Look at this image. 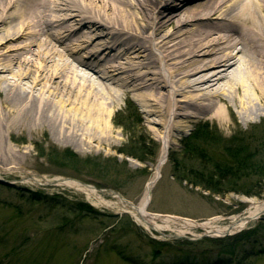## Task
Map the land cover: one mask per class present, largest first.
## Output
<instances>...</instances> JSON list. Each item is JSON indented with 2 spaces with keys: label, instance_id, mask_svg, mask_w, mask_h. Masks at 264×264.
<instances>
[{
  "label": "bare ground",
  "instance_id": "6f19581e",
  "mask_svg": "<svg viewBox=\"0 0 264 264\" xmlns=\"http://www.w3.org/2000/svg\"><path fill=\"white\" fill-rule=\"evenodd\" d=\"M194 1L0 0V172L31 155L10 144L26 134L48 131L82 153L118 151L110 121L129 101L146 134L164 142L141 200L73 179L56 185L159 239L165 231L232 236L263 218L264 200L225 226L149 212L174 134L202 121L226 127L227 112L251 127L264 119V0Z\"/></svg>",
  "mask_w": 264,
  "mask_h": 264
},
{
  "label": "rangeland",
  "instance_id": "374dc122",
  "mask_svg": "<svg viewBox=\"0 0 264 264\" xmlns=\"http://www.w3.org/2000/svg\"><path fill=\"white\" fill-rule=\"evenodd\" d=\"M137 112L132 102L124 101L114 113L110 124L119 139V150L111 153H82L54 140L48 131L38 138L26 134L24 140L10 142L17 149L29 147L31 155L12 161L11 165L19 164L16 169L0 172L1 178L15 184H0V264H264V217L252 222L245 232L224 239L198 240L204 232L195 230L183 236L191 240L151 245L150 235L128 215L96 207L84 193L56 185L55 180L73 179L138 203L153 177L152 166L158 163L164 142L146 134ZM227 115L226 127L212 121L197 122L174 134L171 142L167 139L168 159L151 192L150 213L195 222L220 218L217 225L225 226L231 217L242 216L250 201L264 200L237 193L212 195L181 178V174L202 167L184 155L187 140L199 126H206L212 135V143L197 144L207 158L224 162L228 156L223 147L226 139L233 138L230 142L246 150L247 156L258 162L264 159V119L255 120L253 125L258 126L251 127ZM33 177L41 183L44 177L52 184H32L29 180ZM76 206L85 211H76Z\"/></svg>",
  "mask_w": 264,
  "mask_h": 264
},
{
  "label": "trees",
  "instance_id": "16d2710c",
  "mask_svg": "<svg viewBox=\"0 0 264 264\" xmlns=\"http://www.w3.org/2000/svg\"><path fill=\"white\" fill-rule=\"evenodd\" d=\"M207 130L206 126H199L184 146L185 157L199 161L202 165L201 169L189 170L186 176L184 173L181 174V178H187V181L191 182L195 188L201 187L212 195L222 196L228 193H237L249 198L264 197L262 184L264 182V159L258 162L254 160L255 158L247 156L246 150H241L238 145L234 147L235 144L230 142L234 140L233 138L231 140L226 139L227 143L223 147V153H227L228 157L226 160L224 159V162L212 157L207 158L205 152H202L197 146L202 142L208 143L210 141L212 143L209 137L211 134ZM205 165L209 166L206 167ZM76 211L83 212L85 210L76 206ZM90 211L93 210L90 209ZM150 243L151 245L155 244L151 240ZM230 251L233 252V249ZM226 253L230 252L225 250Z\"/></svg>",
  "mask_w": 264,
  "mask_h": 264
},
{
  "label": "water",
  "instance_id": "95a60500",
  "mask_svg": "<svg viewBox=\"0 0 264 264\" xmlns=\"http://www.w3.org/2000/svg\"><path fill=\"white\" fill-rule=\"evenodd\" d=\"M0 182L9 184V182L3 181V180H0ZM174 238H178V237H174Z\"/></svg>",
  "mask_w": 264,
  "mask_h": 264
}]
</instances>
